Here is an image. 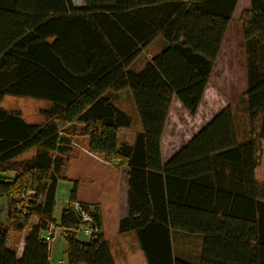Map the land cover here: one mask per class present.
Masks as SVG:
<instances>
[{
  "label": "trees",
  "instance_id": "trees-1",
  "mask_svg": "<svg viewBox=\"0 0 264 264\" xmlns=\"http://www.w3.org/2000/svg\"><path fill=\"white\" fill-rule=\"evenodd\" d=\"M236 4L0 0V102L5 95L51 102L38 123L0 106V199L8 207L0 220V264H50L44 233L53 224L62 231L68 264H117L97 204L78 200L91 207L99 228L85 239L77 236L80 222L70 204L58 223L53 217L75 136L86 137L92 154L127 168L128 209L118 232L135 233L146 264H193L173 254V230L202 237L194 264H264V0H249L240 15L249 129L226 106L165 163L160 155L172 97L196 112ZM156 38L159 51L134 67ZM124 89L141 129L132 143L118 145V129L132 120L108 91ZM32 148L30 158L14 163ZM76 187L69 201L77 200ZM33 216L37 222L17 257L10 236L20 235Z\"/></svg>",
  "mask_w": 264,
  "mask_h": 264
},
{
  "label": "rangeland",
  "instance_id": "rangeland-1",
  "mask_svg": "<svg viewBox=\"0 0 264 264\" xmlns=\"http://www.w3.org/2000/svg\"><path fill=\"white\" fill-rule=\"evenodd\" d=\"M73 1L79 2L81 0H73ZM236 6H237L238 14L241 15V12L249 7V0H237ZM243 42H244L243 36H227V38L225 39L223 48L221 49L220 52V57L217 63L214 65V67L212 66L213 68L212 74L208 77V83L207 86H205L206 88L203 94L200 111L211 113L217 111L218 109H222L223 107L225 108L226 106H230V109L238 116L239 121L241 122L240 124L242 130L246 131L249 129V120L243 108L244 104L242 102L244 99V92L246 88V81H244V73L241 67H236L235 72H231V73L226 72V65H228V59L230 61V58H228L229 56H232L234 54V57L231 59L230 62L234 61L235 64L238 63V60L242 59L244 54ZM160 44H161V40L159 38H156V40H154L150 44V46L146 48L135 59L133 66L138 67L143 62V60L146 58L147 55H150V53L153 50L158 49L160 47ZM228 51H232L231 55H227ZM108 94L112 97V100L118 105V108L121 107L122 109H124V111L127 114H129V116L131 117L132 123L130 127H128L129 131H135L141 128L140 119L138 117L131 95H129V92L126 89H124L116 92L108 91ZM50 104H51L50 101L44 99H38L28 96H13V95H5L0 102V106L3 109H5L8 112L17 113L29 123H38L39 121H41L43 117L40 113V109L49 107ZM192 124H194L195 127L199 125L196 124L195 121L193 123V120L190 119L189 115L187 117L186 113H183V117H182V115L179 114V112H177V110L173 108L168 120V126L165 133V142L172 138V132H174L173 129L179 130L180 133L183 134V136L185 137V135L192 128H194ZM128 129H122L120 133L121 138H125L127 136L126 132H128ZM181 138H179L178 141H180ZM73 139L77 140L79 139V136L73 137ZM34 153H35L34 148L29 149L26 152L14 158L13 161L14 163H20V161L30 158ZM260 170L264 172V162L261 163ZM88 183L90 184V182ZM98 185L100 186V189L102 191L106 192L111 190V186L109 184H106L105 177L96 179L95 187L98 188ZM63 189L64 186H58L56 191V202L53 211V217L56 223H58L59 221L60 212L62 208L67 206V201L61 198L62 196H65L67 193V190L64 192ZM84 190L89 195L95 194L94 187H93V191L89 190L90 192L89 191L87 192L86 189ZM93 195H91V197ZM113 195L116 196L114 193ZM116 197H118L117 199L119 202L122 201V203L120 204L121 207L120 206L116 207L115 201H113L112 205L110 204V202H108L107 212L109 213V215H107L105 218L106 221H105L104 237L108 241H112V242L117 238L115 237V234L118 232V225H117L118 220L116 218V215L118 212L122 211L123 208L125 207V200L121 196V194ZM7 210L8 207L6 205V201L3 198H1L0 220L5 219ZM36 220L37 217L33 216L30 222L25 226V229L22 231V233L16 236L15 234L10 236V241L12 243L15 242L16 240L19 241L22 234H23V238L25 239V237L30 232L33 224L36 223ZM53 227H54L52 231L53 237L50 241V247L54 250V252L53 251L52 252L55 255L54 257L55 259L58 257H61L63 259L64 262L59 264H66L67 263L66 256L64 257L65 241L62 235V231L60 227H58L56 224H53ZM77 236L78 238L81 239H85L89 237V235L84 234L83 232H78ZM199 236L200 235L197 233H188L180 230H173L171 233L173 254L178 258H181L183 260H186L194 264V251L196 252L197 249L200 250L201 248V247L199 248ZM126 242L129 245L130 244L137 245L138 241L136 239V235L134 232L133 234L129 235ZM116 244L117 242L112 244L113 249L116 252L120 264H123L124 261L121 259L120 253L116 249L117 247ZM136 263H138V259H136Z\"/></svg>",
  "mask_w": 264,
  "mask_h": 264
},
{
  "label": "crops",
  "instance_id": "crops-1",
  "mask_svg": "<svg viewBox=\"0 0 264 264\" xmlns=\"http://www.w3.org/2000/svg\"><path fill=\"white\" fill-rule=\"evenodd\" d=\"M73 3H74V5L79 6L82 4V0L79 2L73 1ZM239 15L240 14H238V12H237V6H235L234 11H233L232 16H231V19L228 23V27L224 33V39H223L222 44H221L220 52H221V49L223 48V44H224V41L227 38V36H243V32L241 29V22L239 20L240 19ZM212 35H215V34L213 33ZM156 36H160V35H156ZM198 36H200V34H198ZM154 40H156V39H154ZM153 41H151L150 44ZM150 44L146 48H148L150 46ZM159 49H160V47L158 49L153 50L150 53V55L157 53L159 51ZM220 52H219L217 58L215 59V61L213 63V67L217 63V61L220 57ZM231 52L232 51H228L227 55H231ZM243 52H244V50H243ZM150 55H147L146 57H148ZM233 57H234V54L232 56H229L228 58H230V61H231V59ZM239 57H241V56H239ZM230 61L228 59V65H226V72H229V73L235 72L236 67H241L242 71L244 73V81H246L245 53L243 54L242 59L238 60L237 64H235L234 61H232V62H230ZM212 71H213V68H212L209 76L212 74ZM230 80H231V78H230ZM207 83H208V78H207ZM206 86H207V84H206ZM246 87H247V85H246ZM126 90L129 92L128 89H126ZM245 90H246V88H245ZM204 92H205V89L203 91V94H204ZM203 94H202L200 103L198 105V108L193 115H190L182 107L180 101L175 96L172 97L170 107L168 110V114L166 117L165 125L163 128L162 136L160 139V155H161L162 163H165L169 159V157L181 147V145L186 143L201 127H203L208 121H210L216 113H218L220 110H222L224 108L223 107L222 109H218L217 111L211 112V113H209V112L206 113L204 111L201 112L200 109H201ZM129 95H131L130 92H129ZM131 98H132V96H131ZM132 101H133V99H132ZM113 103L118 107V105L114 101H113ZM119 108L124 111V109H122L121 107H119ZM173 108L175 110H177V112H179V114H181L182 117H183V113H186L187 117L189 115L190 119L193 120V123L195 121L196 124H199V125H197V127H195L194 124H192L194 126V128H192L185 135V137L183 136V134L180 133L179 130L173 129L174 132H172V138L165 142V133H166V129L168 126V120H169V117L171 115ZM122 129H128V127H122V128L118 129V135H117V144L118 145L123 143V142L132 143L135 134L138 131H140L141 128H139L138 130H135V131H129V129H128V132H126L127 136L125 138L120 137V133H121ZM75 137H77V136H75ZM181 137H184V138H181ZM179 138H181L180 141H178ZM71 143H72L71 149L64 155V157H65L64 158V160H65V171H64L65 178L59 182V186H64L63 191L65 192L67 190V193H66L67 196L65 195V196H62L61 198L67 199L69 197V192L73 188V185L75 183L77 186L76 187V199L77 200L87 202L90 204H97V210H98V214L100 216V222H101V231H102V234L104 235L105 221H106L105 218L107 215H109V213L107 212L108 202H110V204L112 205L113 201H115L116 207L120 206L122 201L119 202L117 199L118 197H116V196H119L121 194V196L125 200V207L123 208L122 211L117 213V215H116L117 220L119 221V219L127 213L128 190H129L128 176H127L128 170L125 166L119 165L117 162L107 163L106 161H103L98 156L89 152L86 148V143H87L86 137H80L79 136V139H77V140L72 139ZM101 177H105L106 184H109L111 186L110 191H106V192L102 191L100 189L99 185H98V188L95 187L96 179L101 178ZM88 182H90V184ZM93 187H94V192H95L94 195L93 194L89 195L84 190V189H86L87 192L89 190L93 191ZM113 193L116 196H114ZM91 195H93V196L91 197ZM36 222H37V220H36ZM35 224L36 223H34L33 225H35ZM131 234H133V231H129V232H125V233L117 232L115 234V237H117V238L113 242L109 241L110 248H111L112 254L114 256V259H115L117 264H120L118 257L116 255V252L114 251L113 246H112V244L117 242L116 249L120 253V257L124 261L125 264H146V259L144 257L143 252L139 248L138 243H137V245L136 244H130L129 245L126 242L129 235H131ZM23 246H24V238H23V234H22L19 241H17V244H16V255H17V257L21 256L22 251H23ZM199 248H200V250L197 249L196 252L194 251V263H198L199 259H200V253H201V249H202V238L200 236H199ZM52 251L54 252V250L50 247V250H49L50 264L63 263L64 261L61 257H58L56 259L54 258L55 255L53 254ZM65 256H66V260H67L66 244L64 246V257ZM136 259H138V263H136ZM66 264H68V263H66Z\"/></svg>",
  "mask_w": 264,
  "mask_h": 264
},
{
  "label": "built area",
  "instance_id": "built-area-1",
  "mask_svg": "<svg viewBox=\"0 0 264 264\" xmlns=\"http://www.w3.org/2000/svg\"><path fill=\"white\" fill-rule=\"evenodd\" d=\"M24 198V195H21L18 200H21ZM67 201L68 204L72 207V209L78 214L79 222H80V231L84 234L91 235L94 233L99 232L98 225L96 223V220L91 215V207L87 208L84 205H82L78 200H68L63 199ZM25 209V208H24ZM54 227L53 225H50V227L45 231L44 238L48 243V246L50 248V241L52 239V231Z\"/></svg>",
  "mask_w": 264,
  "mask_h": 264
}]
</instances>
